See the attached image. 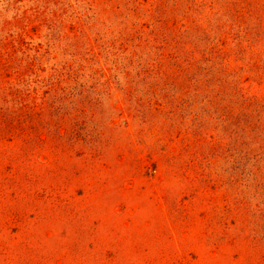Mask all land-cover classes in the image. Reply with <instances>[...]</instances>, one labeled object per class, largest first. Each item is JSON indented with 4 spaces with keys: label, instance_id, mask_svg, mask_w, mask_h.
I'll list each match as a JSON object with an SVG mask.
<instances>
[{
    "label": "rangeland",
    "instance_id": "1",
    "mask_svg": "<svg viewBox=\"0 0 264 264\" xmlns=\"http://www.w3.org/2000/svg\"><path fill=\"white\" fill-rule=\"evenodd\" d=\"M161 1L168 3L162 10L171 17L184 9L174 12L178 0H140L142 13L151 11L141 24L153 28ZM243 1L264 11V0ZM132 2L0 0V36L5 25L18 33L26 16V53L38 56L42 79L65 72L62 87L96 89L103 124L117 116L112 105L120 114L118 127L107 131L117 145L105 158L87 159L84 147L63 153L56 139L50 143L51 158L32 157L15 140L0 143V182L5 180L0 189V264H111L113 257L118 264H264V189L253 176L254 167L261 165L245 157L250 138L240 131L229 136L234 128L219 120L216 108L207 103L208 93L183 117L182 110L173 114L170 106L150 121L144 118L138 111L141 105L142 111L149 110L144 107L147 88L136 71L141 58L126 66L137 50L125 40L135 30ZM205 13L202 24L209 32L194 31L190 24L192 34L217 42L216 21L225 20L226 13L218 6ZM231 41L229 37L230 44L221 45L231 67L223 80L231 85L240 79L243 94L264 101V81L247 71L249 56H242ZM89 42L97 62L86 55ZM138 54L148 56L147 50ZM253 56L263 60L264 50ZM9 79L16 82L14 76ZM125 88L132 89L131 97ZM170 88L166 86L171 94ZM224 91L230 99L229 90ZM192 111L201 117L193 121ZM182 120L184 130H177ZM197 122L211 130L195 137ZM29 177L40 182L30 184ZM234 177L239 182L233 183ZM48 184L54 187V201L34 199V192Z\"/></svg>",
    "mask_w": 264,
    "mask_h": 264
},
{
    "label": "trees",
    "instance_id": "2",
    "mask_svg": "<svg viewBox=\"0 0 264 264\" xmlns=\"http://www.w3.org/2000/svg\"><path fill=\"white\" fill-rule=\"evenodd\" d=\"M132 3V12L137 14L134 15L135 30L125 40L133 42L137 50L126 59V66L132 67L138 56L141 58L136 71L137 76L144 80L148 92L144 107H149L148 111L143 112L141 105L138 111L150 121V116L164 114L165 108L171 106V113L179 114L182 110L183 117L187 114L185 109L197 105L201 94L208 93L210 96L206 97L207 103L216 108L219 120L229 125V128H234L228 131L229 136L237 137L240 131L250 138V143L246 141L245 144V157H252L256 164L261 165L254 167L253 176L257 187L264 189V101L243 94L239 87L240 79L231 85L223 80L222 74L231 71V67L226 61L229 54L221 46H228L230 42H227V38L231 37V42L240 49L241 55L249 56L247 71L254 72L259 81H264V59L253 56L260 49L264 50V11L258 13L251 3L243 0H211L203 4L196 0H178L174 12L182 9V6L184 9L171 17L162 10L168 3L161 1L155 10L158 21L153 24V28H149V25L141 24L140 20L149 18L151 11L142 13L140 9L143 4L140 0H133ZM213 6L225 11L226 19L218 18L216 21L217 42L207 39L206 43L203 38L193 36L190 24L195 26L194 31L208 33L202 20L206 9ZM25 19L26 16H22L23 23ZM23 23L20 21L22 27L16 34L8 32L6 25L3 26L0 36V143L15 140L21 143V150L29 152L32 157L51 158L53 147L50 143L56 139L63 153L84 147L87 159L105 158L104 155L117 145V139L107 131L108 128L112 131L118 127L115 121L120 115L118 107L111 106L117 116L110 117L109 124H103V102L96 89L76 86L69 90L62 87V78L68 76L65 72H57L42 79L38 56L31 58L26 53L29 47L24 40L27 36L24 26L27 25ZM179 24L182 29L177 30ZM235 30H240V33ZM124 46L121 43L119 47L123 52L126 49ZM85 49L90 61L97 62L94 61L98 57L93 44L87 43ZM143 50H147L146 59L138 54ZM126 66L125 73L129 75ZM13 76L16 80L14 84L9 79ZM147 80L153 82L145 83ZM167 85L171 87V94L166 90ZM225 89L231 93L230 99L224 96L228 93ZM124 90L126 97H131L132 89ZM107 94L111 98V94ZM239 108L241 110L237 112ZM189 115L193 121L201 117L196 111ZM182 122L177 123V130H184ZM210 130L208 125L199 123L193 135L200 136ZM218 147L221 145L214 148ZM236 149L238 145H235ZM27 181L30 184L40 182L33 177L27 178ZM4 182H0V189L4 187ZM236 182L239 180L234 177L233 183ZM53 191V185H43L34 192V199L45 203L54 201ZM110 263L118 264L114 257Z\"/></svg>",
    "mask_w": 264,
    "mask_h": 264
}]
</instances>
